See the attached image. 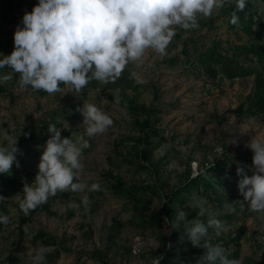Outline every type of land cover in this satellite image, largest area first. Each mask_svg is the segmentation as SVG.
Here are the masks:
<instances>
[{
    "label": "rangeland",
    "instance_id": "obj_1",
    "mask_svg": "<svg viewBox=\"0 0 264 264\" xmlns=\"http://www.w3.org/2000/svg\"><path fill=\"white\" fill-rule=\"evenodd\" d=\"M35 5L33 2L29 6L24 1L17 6L14 10L15 18L13 15L7 22L8 27L15 32L25 12H31ZM258 8L264 17V3L259 2ZM222 9L223 7L215 9L207 17L200 16L198 28L184 30L175 26V36L165 55H160L153 49L146 50L143 58L130 62L115 82H99L95 87L88 84L79 93L74 92L71 85L61 84L62 91L41 95L30 86L21 88L18 84L19 74L17 78L11 75L8 85L11 87L16 82L13 89L16 98L13 101L8 95L0 94V144L7 143L4 140L5 132L18 140L17 147L25 161L18 168L22 171L27 169L32 176L31 181L23 178L25 183L34 182L39 171L38 153L45 148L28 141L25 145L22 144L20 139L25 137L22 129L27 123L35 122L38 117L58 107L61 111L76 115L73 120H65V127L73 129L71 139L76 137L78 142L81 138L88 140L87 126L79 111L85 103L102 108L114 123L105 133L90 137L91 146L83 153V176L89 185L98 183L99 191L58 192L48 199L51 210H41L24 226L25 235L18 231L20 218L24 213L19 207L24 198L23 189L4 192L0 199L8 207L10 223L0 230L1 264H31L29 253H35L41 247L46 250L47 264H52L51 261L54 264H100L101 259L96 251L107 250L108 245L110 264H156L165 255L164 237L170 233V221H175L176 218L173 220L167 217L163 227L140 226L138 222L142 214L136 213L131 207L134 201L111 188L114 180L108 174L110 168L115 173L121 172L127 181H139V185L145 188L146 183H152L157 176L154 170L137 169L120 154L133 143L134 140L130 137L141 136L127 106L109 97H116L121 89L127 90L138 102L157 109V125L162 129L160 138H165L164 144H156L153 155L156 161L165 157L159 174V183L164 188L160 189L161 194L171 193L175 185L183 182L182 173L186 168L190 167L193 175H196L206 162L216 160L226 151L237 155L234 161L237 168L243 167L248 176L253 175V158L247 153L251 149L246 148L245 144L255 135L264 138V112L258 117L242 118L234 110L241 103L249 102V96L253 93L254 75L230 79L221 73L214 82L197 65L186 61L182 54V40L190 35L203 38L202 47L216 42L229 47V43L241 44L246 40L241 32L228 26V17L220 15ZM209 20L214 22L210 24L207 22ZM5 48L12 53L13 41L5 44ZM172 56H176V59L171 58ZM196 57L197 53H194L191 59ZM123 76L125 78L122 81L120 79ZM129 78L133 81L131 87L126 86L125 80ZM121 138L125 141L122 144L124 149L120 146L118 150L116 143ZM154 141L159 142V138ZM8 173H13V166ZM232 180L237 181L238 178L234 177ZM233 187V192H229L232 186L219 187L220 195L224 198L221 204L211 192L195 193L196 198L177 207V212L181 209L189 216L198 208L196 201L199 200L205 209L204 214L209 219L214 218L222 223L223 228L217 232L218 235L228 236L232 231L244 229L245 235L239 247L233 244L226 246L220 241H213L212 244L222 246L226 255L237 252L234 259L241 260L242 264H257L255 261H260L264 254V213L250 211L240 195L238 184ZM145 188L140 190L143 203L153 211L158 210L164 205L167 196H158ZM85 196L90 201L87 208L82 204ZM237 206L242 207V213L236 214L234 219L229 218L227 214H233ZM71 208L73 215H70ZM52 211L57 213L53 214ZM141 211L144 212L143 209ZM115 220L120 221L121 225L116 224L117 235L114 241L108 243V236L115 229H112ZM40 230L54 235L57 244L47 245L40 239L36 240V233ZM208 233V237H211L209 230ZM56 248L61 250L59 255L54 254ZM19 253L23 255L19 256Z\"/></svg>",
    "mask_w": 264,
    "mask_h": 264
},
{
    "label": "clouds",
    "instance_id": "obj_2",
    "mask_svg": "<svg viewBox=\"0 0 264 264\" xmlns=\"http://www.w3.org/2000/svg\"><path fill=\"white\" fill-rule=\"evenodd\" d=\"M226 0H39L31 12H25L22 25L14 32V50L0 59V68L9 67L19 74L21 88L31 87L48 94L62 91L60 85H71L81 92L92 80L102 84L115 82L130 62L140 61L146 50L160 55L175 36V26L184 30L199 27L200 16H210L224 6ZM236 10L243 11L247 0H235ZM232 23H238L234 15ZM136 76V73H133ZM11 75L0 77L8 81ZM84 117L86 133L94 137L105 133L114 123L111 116L95 104L85 103L79 109ZM51 133L32 184L24 183V198L19 207L28 215L58 192L99 191L100 185H89L83 176V150L91 145L81 138L73 142L62 137V130L50 124ZM25 135H29L25 133ZM6 144H0V174L11 171L13 163L19 167L16 153L18 140L4 133ZM236 143V141H233ZM246 148L253 151L254 173L248 176L243 167L237 168L238 189L243 201L254 213H264V138L255 135ZM0 198H3L0 196ZM87 196L82 204L87 208ZM200 215L203 204L197 200ZM78 207V205H74ZM187 212L178 210L172 228L185 224L188 240L199 247L205 240L203 255L197 264H242L229 259L225 249L207 241L208 229L217 232L223 225L210 218L188 221ZM0 223L8 225L10 218L0 216ZM19 256L23 253H19ZM31 264H47L46 250L41 247L29 253Z\"/></svg>",
    "mask_w": 264,
    "mask_h": 264
},
{
    "label": "trees",
    "instance_id": "obj_3",
    "mask_svg": "<svg viewBox=\"0 0 264 264\" xmlns=\"http://www.w3.org/2000/svg\"><path fill=\"white\" fill-rule=\"evenodd\" d=\"M27 1L29 6L32 3L38 4L39 0H0V59L3 56L10 55L11 53L5 48V44L13 41L14 44V31H12L7 22H9L14 15V10L17 6H20ZM264 0H247V5L243 11L236 10L235 0H226L222 12L220 15L225 14L228 17L227 24L231 29L241 32L246 40L241 44L229 43V47L223 46L221 43L216 42L214 44L205 45L202 47V39L194 35L186 36L182 40V54L185 56V60L197 65L201 72L208 74L212 81L220 76L221 73L225 75L226 78L234 79L237 77H247L254 75V86L253 93L249 96V102L241 103L236 110L235 114L241 116L242 118L258 117L264 112V17L260 13L258 8V3ZM236 16L238 23L233 24V16ZM15 18V15L14 17ZM207 22L213 23L214 20H209ZM21 26L22 21H21ZM181 28V27H180ZM13 35V37H11ZM180 36V35H178ZM191 45V46H189ZM14 50V49H13ZM197 53V57L193 60L191 59L192 54ZM175 58L176 56H172ZM13 75L14 78L18 77V73L13 72L9 67H4L0 70V77L4 75ZM125 76L120 80L123 81ZM126 86L131 87L133 81L129 78L126 79ZM8 81L0 80V94L8 95L13 101L16 98L14 93V87L17 85L16 82L12 83L11 87L8 85ZM99 81L92 80L89 85L97 86ZM114 84V83H112ZM36 91V90H35ZM41 95L47 94L43 90L36 91ZM86 96V91L85 95ZM109 97L127 106L131 114L133 115L134 126L136 130L140 132L141 136L130 137L133 139V143L125 147L124 152H120L123 158L131 165L136 166L137 169H151L157 174L152 183H146V188L139 185V181H127L121 172H114L113 168L108 170V174L113 178L114 183H112L111 188L125 197L130 198L132 201L131 207L136 213H141L142 216L139 217L138 224L140 226H150V227H163L166 218L175 219L177 214V207L182 206L190 199H195V193L205 194L211 192L218 203H222L223 199L220 195L219 187L228 186L232 188L229 192L234 191L233 185L238 184V181L242 178L237 175V166L235 161V156L231 152L226 151L221 157L217 158L210 163L206 162L205 166L200 167L199 172L193 175L191 168H186L182 173L184 180L182 183L175 185L171 193H160L162 183H159L160 166L165 160L162 157L160 160L156 161L154 159V151L156 144H164L165 138L162 137V129L157 125L158 117H156L157 109L149 106L145 103L137 101V98L132 96L127 90L121 89L116 97L109 95ZM32 117V116H31ZM76 115H71L66 113V111H61L58 107L46 112L43 116L37 118L35 122H30L25 125L22 129L25 135L24 138L20 139L23 145L25 142H30L36 145L46 146V141L50 137L51 133L48 132V127L50 124H54L58 129L62 130V137H68L71 139L73 129H68L65 127V120H73ZM155 138H159V142H155ZM87 141L91 144V138L87 137ZM73 142L78 143V139L75 137ZM125 141L123 138L119 139L116 143V148L119 150ZM172 150V149H171ZM87 149H84L83 153H86ZM169 152V150H168ZM43 152L38 153V158L41 160ZM247 153L253 158V151L247 150ZM168 157V155L166 156ZM16 158L19 161V165L23 166L25 161L21 153H16ZM13 163V173L0 174V196L4 194L6 190L17 192L23 189L24 181L23 178H30L29 171L20 170ZM18 168V171H17ZM22 169V168H21ZM16 170V172L14 171ZM237 177L238 180L234 181L232 178ZM149 190L151 193L158 196H167L165 203L158 210H151L150 206L143 203L140 196V190ZM228 193V190L226 191ZM50 202L36 207L34 210L30 211L28 215L22 214L20 218L21 224L19 225L18 231L20 234L25 235L26 231L24 226L30 222L34 215L41 210L50 211ZM143 209L144 212L141 210ZM234 213L227 214L229 218H235L236 214L242 213V207L237 206ZM9 213L6 203L0 199V216H7ZM53 214H56L52 211ZM148 213V214H147ZM199 207L193 210L188 218V221L200 220L207 224L209 218L206 214L200 215ZM74 211L70 209V215H73ZM148 215V216H146ZM116 224L121 225V222L115 220L113 224L114 231L109 234V242L114 241L117 235ZM4 228V224L0 223V230ZM170 233L166 234L164 237V248L163 253L165 255L156 264H197V260L203 255L205 249L202 247L205 240L200 242V246H194L187 237L185 232V224L182 223L179 229H174L172 226L169 228ZM211 232V237H207V241L212 243L213 241H220L226 246L231 244L239 247L241 245V240L245 235L244 229H239L237 231H232L228 233V236L220 234L218 235L215 228H209ZM183 234V235H182ZM35 239H40L44 244L55 245L57 244V239L54 235L47 233L44 230L38 231L36 233ZM107 250H97L96 254L101 259L100 264H110L108 252L110 251V245H108ZM60 248L54 250L55 255H59ZM238 255L237 252L227 255L229 259H234ZM249 262H252L251 260ZM257 264H264V254L260 261H255ZM54 264V261H51ZM1 264V262H0Z\"/></svg>",
    "mask_w": 264,
    "mask_h": 264
}]
</instances>
